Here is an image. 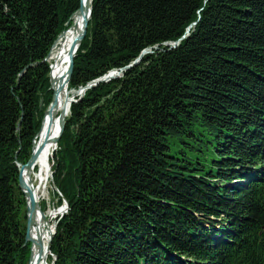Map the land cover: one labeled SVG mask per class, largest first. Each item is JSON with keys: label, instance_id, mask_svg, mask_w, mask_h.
Segmentation results:
<instances>
[{"label": "trees", "instance_id": "16d2710c", "mask_svg": "<svg viewBox=\"0 0 264 264\" xmlns=\"http://www.w3.org/2000/svg\"><path fill=\"white\" fill-rule=\"evenodd\" d=\"M79 5L0 0V264H29L18 174ZM145 50L69 105L49 264H264V0H92L65 88Z\"/></svg>", "mask_w": 264, "mask_h": 264}, {"label": "bare ground", "instance_id": "6f19581e", "mask_svg": "<svg viewBox=\"0 0 264 264\" xmlns=\"http://www.w3.org/2000/svg\"><path fill=\"white\" fill-rule=\"evenodd\" d=\"M90 3L91 0H80V11H77L78 13L71 19V27L63 32L64 34L57 40L50 52L48 61L51 60L52 63L50 78L51 90L53 92V105L49 108L50 112L45 117L37 138V143L35 144L34 149L39 151L35 164L33 168L24 169L25 171L23 170V173H21L22 181L25 186L24 193L26 194L27 204L29 205L30 198H32L35 203V209L30 215L34 228V230L32 229L33 239L31 244L30 264L47 263L48 251L46 246L53 232V226H51L49 222L54 217V212L43 214L39 208V202L46 196L45 192L50 174L48 162L49 150L52 149V141L54 139V151L60 132V120L61 118L65 119L68 115L69 105L71 103L70 98L76 94V92L68 91L65 88V85L68 84V64L70 54L73 51L75 52L78 48L77 41L83 33V22L88 17ZM63 67L64 69L62 70ZM62 209L57 211V216L61 214Z\"/></svg>", "mask_w": 264, "mask_h": 264}, {"label": "water", "instance_id": "95a60500", "mask_svg": "<svg viewBox=\"0 0 264 264\" xmlns=\"http://www.w3.org/2000/svg\"><path fill=\"white\" fill-rule=\"evenodd\" d=\"M91 2H92V1H91ZM77 11H80V5H79V8H78ZM77 11H76V12H77ZM90 15H91V7H89V10H88V17H87V18L84 20V22H83V33L81 34V36L78 38V41H77V42H78V48H79V46H80V43L82 42V40H83V39L85 38V36H86L87 26H88V22H89V20H90ZM63 34H64V33H62L61 36H62ZM61 36H60V37H61ZM78 48H77V50H78ZM77 50H76L75 52L73 51V52L70 54L69 64H68V83H69V80H70L71 75H72V71H73V61H74V57H75V55H76ZM147 53H148L147 50L143 51V52L140 54V56L137 58V60H135V61L133 62V64H130L129 66H127V67L121 69L119 72H110L108 75L104 76L103 78L98 79V80L92 82L89 86L80 89L79 91L76 92V94H75L74 96H72V97L70 98L71 103H75V102H76L75 98H76V97H82L83 94H84V91H86L87 89L91 88L92 86H96V85H97L98 83H100V82H108V81H110L111 79H114V78H116V77H120L121 74H122L124 71L128 70V69H129L130 67H132L133 65H137L138 62L140 61V59H141L145 54H147ZM49 55H50V54H49ZM49 55L47 56V58L45 59V61L48 60ZM50 68H51V66H50ZM50 75H51V72H50V74H49V77H50ZM50 89H52V88H51V78H50ZM52 105H53V96H52V102H51L50 106L48 107L47 111L45 112L43 122H44L45 117L47 116V114L50 112V111H49V108H50ZM43 122H42V125H43ZM41 128H42V126H41ZM63 129H64V119L61 118V120H60V132H59V136H58L57 142L59 141V139H60V137H61V135H62ZM40 131H41V130H40ZM39 133H40V132H39ZM39 133L37 134V136L39 135ZM57 142H56V145H57ZM34 148H35V147H34ZM34 148H33V150H32V155H31V157H30V160L28 161V163H26L25 165H22V166L20 167V169H19V174H18V185H19V188L21 189V191L23 192L25 199H26V194L24 193V188H25V186H24V183H23V181H22L21 173H22V171H23L24 169H31V168H33V166H34V164H35V161H36V158H37V155H39V151H38L37 149H34ZM55 150H56V147H55ZM26 202H27V201H26ZM64 204H65V205L63 206L62 213H63L64 211H67V210H68V206H67V204H66V203H64ZM34 209H35V203H34V200H33L32 198H30V203H29V205L27 204V230H26V234H25V242H26V243H29L30 245L32 244V240H31L30 237H29V231H28V230H29V224H30V215H31V212L34 211ZM54 233H55V231H54ZM54 233H53V234L51 233V235H50V237H49V240H48V243H47V246H46V249H47L48 253H49V251H50V243H51V240H52V238H53V236H54ZM30 260H31V252H30V258H29V264H30Z\"/></svg>", "mask_w": 264, "mask_h": 264}, {"label": "rangeland", "instance_id": "374dc122", "mask_svg": "<svg viewBox=\"0 0 264 264\" xmlns=\"http://www.w3.org/2000/svg\"><path fill=\"white\" fill-rule=\"evenodd\" d=\"M92 1V0H91ZM92 3V2H91ZM91 3H90V7H91ZM78 12H76L73 16H75L76 14H77ZM73 16H72V18H73ZM71 18V19H72ZM55 45V44H54ZM54 47V46H53ZM52 47V48H53ZM173 47V46H172ZM148 53L147 54H149L151 51L150 50H148L147 51ZM146 55V54H145ZM66 61V60H65ZM47 62H49L50 64H52L51 63V60L50 61H47ZM65 65H66V62H65ZM64 65V66H65ZM64 69V67L62 68V70ZM69 90V89H68ZM69 91H72V90H69ZM74 92H77V91H74ZM77 98V97H76ZM76 98H75V100H76ZM68 116V115H67ZM66 116V117H67ZM36 138H38V136H36ZM37 143V139L34 141V147H35V144ZM33 147V148H34ZM43 149V148H42ZM50 151V154L52 153V151H53V149H50L49 150ZM55 151V150H54ZM53 151V152H54ZM50 154H49V156H50ZM27 170V169H26ZM25 171V170H24ZM23 173V172H22ZM51 165H50V174H49V181H48V183H47V188H46V192H45V194H46V196L43 198V199H41L40 200V202H39V208H40V210H41V207H40V205L42 206V204L44 205V207H43V209L41 210V212L44 214H49L50 212H54V217L52 218V220L49 222V224L51 225V226H53V232H52V234L54 233V231H55V227H56V224H57V222H58V220L62 217V216H64V214H66V212L67 211H64L63 213L61 212V214L60 215H58V216H56V214H57V211H59L60 209H62L63 208V206L65 205V204H63L61 207H58L57 208V206H56V201L54 200V196H53V192H54V188H53V186H51ZM49 191V192H48ZM48 193V194H47ZM49 195V196H48ZM30 232H31V230H29ZM32 233V232H31ZM32 240V239H31ZM31 252V251H30ZM49 258H52V259H54L52 256H51V254H50V251H49V253H48V256H47V260H46V262L47 263H45V264H49Z\"/></svg>", "mask_w": 264, "mask_h": 264}, {"label": "built area", "instance_id": "2783aa9c", "mask_svg": "<svg viewBox=\"0 0 264 264\" xmlns=\"http://www.w3.org/2000/svg\"><path fill=\"white\" fill-rule=\"evenodd\" d=\"M48 61V60H47Z\"/></svg>", "mask_w": 264, "mask_h": 264}]
</instances>
